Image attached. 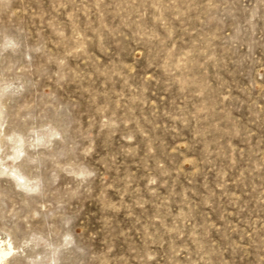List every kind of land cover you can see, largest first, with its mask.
<instances>
[{
  "label": "rangeland",
  "instance_id": "374dc122",
  "mask_svg": "<svg viewBox=\"0 0 264 264\" xmlns=\"http://www.w3.org/2000/svg\"><path fill=\"white\" fill-rule=\"evenodd\" d=\"M0 249L264 264V0H0Z\"/></svg>",
  "mask_w": 264,
  "mask_h": 264
},
{
  "label": "bare ground",
  "instance_id": "6f19581e",
  "mask_svg": "<svg viewBox=\"0 0 264 264\" xmlns=\"http://www.w3.org/2000/svg\"><path fill=\"white\" fill-rule=\"evenodd\" d=\"M11 250V247L8 248V251ZM8 251H4L3 249H0V259L8 254Z\"/></svg>",
  "mask_w": 264,
  "mask_h": 264
}]
</instances>
